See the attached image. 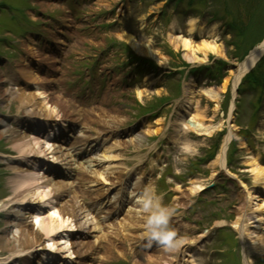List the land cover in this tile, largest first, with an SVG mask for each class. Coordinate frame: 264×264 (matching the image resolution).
Instances as JSON below:
<instances>
[{
	"label": "rangeland",
	"instance_id": "374dc122",
	"mask_svg": "<svg viewBox=\"0 0 264 264\" xmlns=\"http://www.w3.org/2000/svg\"><path fill=\"white\" fill-rule=\"evenodd\" d=\"M122 34L140 45L149 43L154 56L140 54ZM183 38L193 48L186 49ZM263 39L264 0H0V120L10 127L27 121L6 94L17 87L39 93L36 85L41 82L32 83L20 72L25 66L43 80L54 77V93L70 103L64 112L67 119L61 120L78 124L79 137L86 125L74 119L80 110L84 113L87 141L99 140L93 155L106 156L97 169L119 172L114 190L128 184L133 188L134 178L142 177L138 196H126L138 200L149 190L163 206L174 209L168 227L189 244L178 255L179 264H264V251H251L248 241L244 243L247 237L234 229L248 192H264L257 179L264 172V56L236 87L233 84L240 62ZM206 43L220 46V52H202ZM193 50L197 59L191 62L187 56ZM43 54L51 60L44 61ZM93 70L97 79L89 83L95 84V93L77 101L82 81L89 84ZM189 89L195 97L189 113H198V108L206 125L221 124L220 132L206 136L177 125ZM207 89L220 96L217 102L204 95ZM106 123L113 124L111 130ZM156 130L157 135L145 136L142 146L131 143L136 135ZM230 132L226 165L219 170L214 164ZM9 140L0 138V154L16 156ZM6 162H0V203L14 195L10 157ZM87 186L81 201L94 219H123L127 209L121 214L109 207L112 213L106 215L104 197L95 198L94 187ZM183 193L189 199L182 198ZM96 200L94 213L88 204ZM263 203L247 205L255 210ZM251 218L247 215L244 225L255 232ZM8 219V212H0V259L10 255L1 250V240L10 238ZM145 232L140 228L137 234ZM95 235L89 241L103 247L86 264H150L152 247H162L155 242L149 247L145 236L129 241L121 229L112 230L102 243ZM61 255H56L57 264H76L75 258ZM40 259L36 256L32 264ZM27 263V258L12 262Z\"/></svg>",
	"mask_w": 264,
	"mask_h": 264
},
{
	"label": "bare ground",
	"instance_id": "6f19581e",
	"mask_svg": "<svg viewBox=\"0 0 264 264\" xmlns=\"http://www.w3.org/2000/svg\"><path fill=\"white\" fill-rule=\"evenodd\" d=\"M121 36L140 54L142 53L149 57L154 56V51L149 43L140 45L133 36L127 34H122ZM182 44H184L186 49L193 48L187 38H183ZM203 48V50H201L202 48L198 49L202 52L205 50L213 53H216V51L217 53L220 52V46L216 44L206 43ZM263 54L264 40L253 48L248 57L238 65L237 75L233 79L235 87L249 70L256 65ZM42 56L44 61L51 60V57L47 54ZM187 57L191 62H194L197 59V54L193 50V52H189ZM51 65L54 66V64ZM20 72L26 77V80L32 83L41 82V84L36 85L37 92H39L37 95L35 93L29 94L25 91L27 89L21 87L6 93L11 97L12 103L17 102L19 109L28 118L26 119L27 121L23 120L25 123L19 121L16 126L12 127L0 120V124L4 127V130L0 131V138L9 137L11 139L9 140L11 150L13 149L16 153V156L0 154L1 163H7L8 157L12 161L10 163L12 174L9 180L14 191L13 196L3 201L5 203H0V212L9 213L7 230H9L8 234L10 237L1 240V250L4 253L8 250L10 255L6 258H1L0 264H12V262L23 260L24 258H27V264H32V259L40 254H42V258L37 264H55L59 262L56 257L58 254L65 256L62 257L65 260L66 258H75V262L72 263L86 264L87 260L90 257L92 258V255H96L97 251L103 247H95V244L89 241L92 234H96L95 238L101 243L107 240L105 237L110 235L112 230L117 229L123 230L129 241L146 237V232L137 234L140 228L145 229V221L148 215L140 206L139 201L142 198L140 197L138 200L127 198L125 200L126 196L122 193V190L125 189L128 194L138 196L140 189L143 187L142 182L139 181L142 177L136 175L138 178H134L131 184L133 188H130L128 184L126 188L124 187L120 191L114 190L116 187L115 183L120 182H117L120 177L119 172H116L117 170L112 172L103 170V172H100L97 169L100 168L106 156L103 155L100 158L98 155H93L96 154L95 151L98 148L96 142L99 140L91 141L89 142L90 144L87 143L88 134L86 131L88 129L86 127L89 123L83 118L84 113L80 110L76 115L77 118L74 119L76 122L86 125L81 127L82 129L79 130L81 135L78 137L73 133L75 128H70L64 122L59 123V121H62L61 119H67V115L64 112L69 111L70 103L65 101L63 96L54 93V90L56 91L54 84L57 83L53 79L54 77L51 76L48 80H43L37 77L36 74L34 75L28 66H25ZM185 95V114L184 116L180 114V120L177 121V125L183 126L186 131L190 130L206 136L216 131L220 132L222 130L221 124L218 126L206 125L198 108V113H189L188 108L194 103L195 97L191 89L186 90ZM204 95L214 102H217L220 98L211 89L204 91ZM60 112H63V115H59ZM187 114H190L191 118L185 119ZM32 117H35L34 119L36 120H33ZM52 119L55 120L50 121ZM70 123L77 125L75 122ZM106 126L111 130L113 124L109 125L106 123ZM56 128L58 129L55 130ZM62 128L63 130H61ZM107 133H110L109 130ZM158 133V130L152 133H140L135 136L131 143L142 146L146 140L145 136H150V134L157 135ZM53 136H56L58 140L61 138L64 140L60 141V143L48 141ZM231 137L232 133L230 132L225 137L221 147L222 150L216 159L217 161H215L214 166L219 170L224 169L226 165L225 158L228 151L227 148L231 143ZM67 138L73 139L69 145L64 143L69 140ZM76 148H79V152L76 154L78 158H75L72 154ZM258 176L260 178L258 177L257 179L261 184L258 188L262 187L261 190H264V172L261 175L258 174ZM105 183H108L109 187L105 186ZM87 185L94 187L97 196H105V191L108 192L110 190L108 195L112 197L111 200L115 207L119 205L120 201L123 204L126 203L127 211L126 213L124 212L125 216L123 219L117 223H111L110 220L106 221L109 223H102L98 218L94 219L92 213L83 206L81 201L83 199L81 194L88 189ZM147 193L150 194L149 190H147ZM261 194L264 196V192H261L260 195L259 193L252 195V193L248 192L246 198L248 201L239 210L241 216L234 225V229L236 228L241 234V238L247 237L244 243L248 241L250 249L254 253L264 251V214H261L264 213V197ZM182 198L189 199V196L183 193ZM255 200H259L263 204L257 205L255 210H253L254 208L247 205V203ZM112 203L111 206L113 205ZM248 208L253 210L251 214H247ZM109 212L111 210L108 209L105 214L109 215ZM247 215L250 218L253 216L249 225L253 226L252 228L255 229V232H249L246 225H244V219ZM249 235H252V237L249 238ZM200 236L204 237V235ZM183 241L180 248L172 252L164 247H161V251L154 248L155 255L151 256L149 263L179 264L178 255L186 251V248L189 249L187 241L184 239ZM108 256L104 257L103 260L107 259ZM190 263L195 264V261ZM59 264L67 263L60 262Z\"/></svg>",
	"mask_w": 264,
	"mask_h": 264
},
{
	"label": "clouds",
	"instance_id": "9594fccd",
	"mask_svg": "<svg viewBox=\"0 0 264 264\" xmlns=\"http://www.w3.org/2000/svg\"><path fill=\"white\" fill-rule=\"evenodd\" d=\"M139 203L141 208L148 213L145 221L148 246L150 247L155 242L170 252L178 250L184 241L168 227L174 209L163 206L158 196L148 193L142 195Z\"/></svg>",
	"mask_w": 264,
	"mask_h": 264
}]
</instances>
